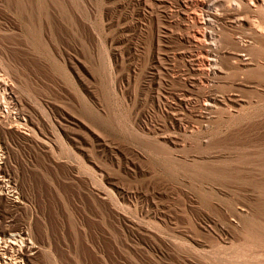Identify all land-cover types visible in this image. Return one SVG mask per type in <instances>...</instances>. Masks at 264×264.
<instances>
[{"label": "rangeland", "instance_id": "1", "mask_svg": "<svg viewBox=\"0 0 264 264\" xmlns=\"http://www.w3.org/2000/svg\"><path fill=\"white\" fill-rule=\"evenodd\" d=\"M118 1L120 3V0H0V68L14 85V90L18 91L15 92L18 98L23 95L21 99L24 102L23 98L27 96L25 106L32 114L26 111L29 115L26 118L36 114L32 117L36 122L31 121L38 127L29 123L32 129L30 135L37 136L35 139L42 138L46 146L49 143L48 147L38 150L39 146L34 142L24 141L29 146L11 134L6 137L9 138L7 142L10 141L8 144L12 145L10 147L17 152L16 156H20L16 157L20 171H25V166L27 168L25 179L28 182L30 179L33 198L28 206L32 208L33 217L39 215L40 220L43 218L41 221L48 233L45 232L48 235H45V240L52 244L60 240V229L64 225L66 227L67 222L73 227H85L81 226L67 200L72 189L67 183L69 181H66L69 176L65 168L71 164V167H88L94 187L99 188L101 182V186L108 184L105 187L111 191L113 204V211L109 215L113 213L114 216L107 224L112 231L109 246L123 255L121 261L104 257L105 263H100L95 257H88L89 254L79 247L83 251L75 252L73 264H89L91 260L90 264H195L196 261V264H264V51L247 53L259 61L258 66L246 70L248 73L225 68L223 60L220 65L225 74L214 78L210 75L203 83L205 86L211 84L212 92L216 91L215 95L220 93L217 96L236 94L235 98L243 101L242 106L225 102L224 105L229 107L223 105V110H201L198 101L206 89L203 86L199 88L200 76L192 72L178 54L188 53L190 49L187 44L177 40L178 36L184 34V28L176 22L172 26L170 24L167 32L160 29L161 33L164 32L161 36L165 35L162 45L167 53H174L177 59L174 58L171 63L164 61L165 70L159 68L160 71L155 73L154 80H160V84L162 82L159 89L162 98L158 101L154 97L156 85L151 84L147 88L146 85L151 83L147 73L153 65L150 56L157 51L155 38L158 32L160 34L158 25L162 26L165 21V10L156 6L150 8L152 6L148 4L153 0H142L134 3V6L130 4L126 10H119ZM179 9L176 4H170L164 16L172 13L173 17L178 16L180 21H186L185 16L178 14ZM120 11H127L129 16L133 14L131 19L122 20L127 27L117 24ZM195 13L200 12L198 9H188L186 17ZM225 33L233 34L229 30ZM237 35L242 37L240 32ZM223 44L217 46L218 51L213 53H222L225 48L235 50V47L232 49L233 46L229 48ZM111 53H119L118 63L112 59ZM191 53L198 52L193 50ZM121 75L130 82L128 86L125 79L120 82ZM183 78H193L191 81L195 83L189 85ZM118 84H123L122 88ZM180 95L181 98H178ZM166 103L171 105L170 108ZM68 117L78 121V124L72 123ZM161 142L167 144V149H162L164 145ZM216 153L219 159L215 158ZM40 165L49 170L42 174L32 171ZM84 202L101 216L102 209L95 198L86 197ZM82 206L86 207L84 204ZM18 212L16 216H25L24 211ZM64 212H69V215ZM117 213L129 217L134 225L131 220L132 224L125 223L127 218H119ZM54 215L63 220L60 217L56 219ZM95 218L90 225H101V218ZM129 224L135 226L134 229L147 230L150 235H144V239L141 230H134ZM132 230L136 231V235ZM172 239L176 240L175 243L178 241L176 246ZM173 248L178 249L179 253ZM51 253L53 258L46 256L45 260L40 257L39 263L46 261L45 264H48L55 258L58 260H54L55 264H71L67 256V260L65 257H60V260L53 250ZM82 257H85V262ZM190 258L194 263H190Z\"/></svg>", "mask_w": 264, "mask_h": 264}, {"label": "bare ground", "instance_id": "2", "mask_svg": "<svg viewBox=\"0 0 264 264\" xmlns=\"http://www.w3.org/2000/svg\"><path fill=\"white\" fill-rule=\"evenodd\" d=\"M142 0H120V3H119V10L120 8H122L121 10H126V8L130 5V4H133L134 6V3H140ZM147 1V0H145ZM149 1V0H148ZM147 1V2H148ZM156 3V5L153 6V3L154 2ZM150 4L148 5H151L152 7L150 8H153V7H157L159 9H162L163 11L168 8V6L170 4H176L178 6V8H180V12H178V14L180 13L181 14V17L182 16H185V20L186 21H180L178 19V16L177 18L176 17H173L172 16V13L171 15L168 13V17L164 16L166 13L165 11L163 12V17H164V23H162V26L161 25H158V29H163V30H166L167 32V27L169 28L170 27V24L172 26V24H174L176 22V24L178 26H182L184 28V34L178 36L177 40L182 42V43H185L188 45V47L190 48L188 50V53L183 52V53H178L180 54L179 56L184 59L186 61V64L187 66L189 67V69L196 73L197 76L199 75L200 76V79H198V85H199V88L201 89L200 86H203L206 91L204 92V89L203 90V94L202 96L200 97V109L201 110H209L210 112L213 110H223L221 106H223L225 104V102H228L232 105H235V106H242V100L240 99H237L235 98L234 95H227L223 97L222 96H217L218 94L220 95V93H218L217 95H215L216 91L213 93L212 92V88H211V84L208 83V85L206 84V86L203 84L204 81H207L209 78H210V75L213 76V78L215 76H220V75H223L225 74L224 72V68H222V66L220 65V62L223 61L225 63V68H228L230 70L234 69V71L238 70V72L240 71H246V70H252L254 67L258 66L257 64H259V61L256 59V57H253L251 56L250 54H247V53H251L252 52H257V51H260V50H263L264 51V0H153ZM117 2V1H116ZM146 2V4H147ZM145 3V2H144ZM143 4V3H142ZM130 7V6H129ZM132 7V6H131ZM147 7V6H146ZM155 7V8H156ZM143 8V7H142ZM145 9V8H144ZM188 9H198L200 13H195L191 16H188L186 17V13H187V10ZM146 10V9H145ZM148 10V9H147ZM153 10V9H152ZM131 11V10H130ZM129 11V12H130ZM149 11V10H148ZM147 11V12H148ZM157 11V10H156ZM168 11V10H167ZM118 12V11H117ZM120 17L117 18V24H121L122 27L126 26V23L123 22L125 20H128V18L131 19L132 15L133 14H126L127 11H120ZM132 12V11H131ZM150 12V11H149ZM125 13V14H124ZM128 13V12H127ZM157 14V13H156ZM177 14V15H178ZM100 17V16H99ZM161 17V16H160ZM175 18V19H173ZM184 19V18H183ZM123 20V21H122ZM130 21V20H129ZM125 24H123V23ZM160 22V21H159ZM129 23V22H128ZM134 23V22H132ZM131 24V23H130ZM129 24V26H130ZM135 24V23H134ZM165 24V26H163ZM220 26L218 27L217 26ZM138 23H136V27H137ZM132 26V24H131ZM120 27V26H119ZM127 27V26H126ZM130 28V27H129ZM143 28V27H141ZM140 28V29H141ZM157 29V30H158ZM169 30V29H168ZM209 30V31H208ZM226 30H229L231 31V35H226V33L224 34V31ZM170 31V30H169ZM183 32V31H182ZM240 32L241 36L242 37H239L237 34ZM162 33H164L162 31ZM161 30H160V34L159 32L156 34V38H155V45L156 46V49L157 51L155 53H151V61L153 62L152 64V68L150 69L148 73V76L150 77L151 79V83L146 85V88L147 86H150L151 84L152 85H156L155 87V91H154V97L156 100L160 101L161 99H159L161 96H160V86L162 87V82L161 84L159 83V81H155L154 80V76H155V73H157V70H159V68L164 69L163 68V62H168V63H171L174 58L177 59L176 55L174 53H167V51H165V49H163L164 45H162V39H164V36H161ZM171 33V32H170ZM166 34V33H165ZM168 35V34H167ZM223 36V37H222ZM237 36V37H236ZM166 38V37H165ZM168 38V37H167ZM179 43V42H178ZM226 44L228 45V47L230 46H233L232 49H234L235 47V50H227L225 47L226 45H224L225 47V50H223L222 53H213L215 52V50H217V46H219L220 44ZM166 46V45H165ZM217 47V48H216ZM229 47V48H230ZM4 49V48H3ZM193 50H195L196 52L198 53H191L193 52ZM218 51V50H217ZM222 51V50H220ZM262 51V52H263ZM122 52V51H121ZM245 53V54H243ZM259 53V52H258ZM28 54V53H27ZM243 54V55H242ZM264 54V53H263ZM123 55V54H121ZM120 55V56H121ZM130 55V54H129ZM136 55V54H135ZM257 55V54H256ZM254 55V56H256ZM259 55V54H258ZM248 56V57H246ZM111 57L112 59L117 62L118 58H119V53H111ZM125 57V56H124ZM134 57V55H133ZM139 57V56H138ZM246 57V58H245ZM180 58V59H181ZM257 58H260V56H258ZM3 59V58H2ZM7 59V58H6ZM123 59V58H122ZM134 60V58H133ZM1 61V60H0ZM4 61V60H3ZM33 62V61H32ZM175 62V61H174ZM261 62V61H260ZM118 63V62H117ZM122 63H123V60H122ZM3 64V63H2ZM29 64V63H28ZM115 64V63H114ZM134 64V63H133ZM136 64V63H135ZM167 64V63H166ZM261 64V63H260ZM132 65V63L130 64ZM171 65H174L171 64ZM170 65V66H171ZM168 66V65H167ZM135 67V66H134ZM166 67V66H164ZM172 67V66H171ZM167 68V67H166ZM261 69V67H258ZM3 69H5V66L3 67ZM131 69V68H130ZM129 69V70H130ZM169 69V68H168ZM172 69V68H170ZM257 69V68H255ZM263 69V68H262ZM261 69V70H262ZM108 70V69H107ZM136 70V69H135ZM165 70V69H164ZM167 70V69H166ZM5 71V70H4ZM15 71V70H14ZM256 72V70H254ZM253 71V72H254ZM6 72V71H5ZM167 72V71H166ZM247 72V71H246ZM251 72V71H250ZM249 72V73H250ZM8 73V72H6ZM5 73V74H6ZM242 73V72H240ZM248 73V72H247ZM160 74V72H159ZM194 74V75H196ZM228 73H226V76H227ZM244 74V73H243ZM257 74V73H256ZM9 75V74H8ZM123 75V74H122ZM121 75V77H122ZM128 75V74H127ZM6 75H4L2 69L0 68V264H40L39 263V260H40V257L44 258L45 260L46 259V256L47 257H50L52 256L53 258V253H51V251L53 250L54 252V255L57 256V257H65L67 256L68 258V262L73 264L72 261H74V257L75 256V252H79L81 251V249L79 250V247H81L82 249H84L89 255L88 257H95L97 260L100 261V263L102 261H104L105 263V260L106 258H111V257H114L116 259H118V261H121L122 259V254L118 251V252H115L113 251V249L109 246V241H110V237L112 236V231H110V229H108V222H109V219L113 216V213H112V216L109 215L113 209H112V202H111V191H109V189H107L106 185L108 184H105V186H101L103 185L102 182H101V185L99 188L97 187H94V185L92 184V180H91V173L89 170L88 167L85 168H82V167H71V164H70V167H66L65 169L67 170V173H68V179L69 180H66V181H69L67 183H69V187L72 189L70 190V195L67 196V199L71 206H72V209L75 213V216H77L78 220L81 221L80 224L81 226L84 225L85 227L84 228H81L79 225L77 227H73L72 225H70V223L67 222V226L65 227L62 226V228L60 229V240L58 239L57 237V241L54 242L53 244L51 242H48L47 240V246H46V240H45V232H46V225H44L42 223L41 220H43V218L40 220L38 217H40L38 215V217H33L32 213H31V209L29 208L28 206V202L29 201H33V198H32V192H31V186L29 184L30 182V179H29V182L26 181L25 177L28 173L27 171V168L25 166V171L21 172L20 171V168L17 164V160H16V157L19 156L17 154V152L15 153V150L14 148H11L12 145L11 144H8V141L7 142V139L9 138H6L8 135L10 136H15V138H19L20 140H23L24 141H28V142H34L37 147H38V150L40 148H46L48 147V145L46 146V143L45 141L42 139V138H36L37 136L34 137V134L33 137L30 135V132H32L31 128L29 127V123H33L31 120H34V123L36 122L35 119H32L33 116L35 115H31L32 112H29L28 109L26 108L27 106V103H25V99L27 96H25L24 99V102L22 101V96H21V100L18 98V96L15 94V92L17 93L18 91H15L14 90V85L8 81L5 77ZM44 76V75H43ZM180 76V75H179ZM187 76V75H185ZM184 76V77H185ZM10 77V76H8ZM7 77V78H8ZM121 77L119 76L120 78V82H124V77ZM130 77V76H129ZM129 77H127V79H129ZM183 77V76H182ZM190 77V75H189ZM192 77V75H191ZM11 79V78H10ZM184 79V78H183ZM186 79V78H185ZM184 79V80H185ZM191 79V78H190ZM193 79V78H192ZM191 79V80H192ZM212 79V78H211ZM12 80V79H11ZM126 80V79H125ZM130 80V79H129ZM128 80V81H129ZM191 80H189L188 78L185 80V82H187L188 84L190 83H195L192 82ZM195 80V79H194ZM215 80V79H214ZM182 81V80H181ZM212 81V80H211ZM210 81V82H211ZM13 82V81H12ZM117 82V81H116ZM127 82V80H126ZM166 82V81H165ZM184 82V83H185ZM197 82V81H196ZM238 82V81H237ZM240 82V81H239ZM14 83V82H13ZM128 83V82H127ZM130 83V82H129ZM129 83L127 84V86L129 85ZM214 83V82H213ZM242 83V81H241ZM15 84V83H14ZM39 84V83H38ZM189 84V85H190ZM238 84V83H237ZM236 84V85H237ZM18 85V84H17ZM185 85V84H184ZM197 85V86H198ZM215 85V84H214ZM244 85V84H243ZM241 85V86H243ZM254 85V84H253ZM40 86V85H39ZM118 86H121L120 84H118ZM123 86V84H122ZM121 86V88H122ZM125 86V85H124ZM193 86V85H191ZM195 86V85H194ZM213 86V85H212ZM245 86V85H244ZM248 86V85H246ZM245 86V87H246ZM259 86V85H258ZM17 87V86H16ZM163 87L164 84H163ZM188 87V86H187ZM120 88V87H119ZM167 88V87H166ZM198 88V87H197ZM239 88V87H238ZM255 88V87H254ZM125 89V88H124ZM123 89V90H124ZM18 90V89H17ZM128 90V89H127ZM165 90V89H164ZM170 91V89H168ZM167 89L165 91H168ZM191 90V89H190ZM199 90V89H197ZM125 91V90H124ZM129 91V90H128ZM176 90H173L172 92H174ZM122 92V91H120ZM177 92V91H176ZM179 92V91H178ZM181 92V91H180ZM22 93V92H21ZM123 93V92H122ZM162 93V92H161ZM168 92H166L167 94ZM170 93V92H169ZM168 93V94H169ZM192 93V92H191ZM223 93V92H222ZM221 93V94H222ZM165 94V95H166ZM173 94V93H171ZM176 93H174V96H177L175 95ZM183 94V93H182ZM16 95V96H15ZM19 95V94H18ZM59 95V94H58ZM132 95V94H131ZM163 95V97L165 96ZM170 96V95H169ZM165 97H168V96H165ZM173 97V96H172ZM238 97V95H237ZM34 98V97H33ZM132 98V97H130ZM162 98V97H161ZM178 98H181V95L180 97ZM134 99V97H133ZM142 99V98H141ZM191 99V98H190ZM243 99V98H242ZM29 100V98H28ZM27 100V101H28ZM181 100V99H180ZM183 100V99H182ZM30 101V100H29ZM37 101V100H36ZM165 101V100H164ZM242 101V102H241ZM245 101V100H244ZM162 102V101H161ZM29 103V102H28ZM32 103V102H31ZM30 103V104H31ZM168 103V102H167ZM166 103V104H167ZM227 103V105H228ZM55 104V103H53ZM180 104V103H179ZM26 105V106H25ZM174 105V104H173ZM177 105V104H175ZM31 106V105H30ZM168 106V104L166 105ZM171 106V105H169ZM168 106V107H169ZM179 106V105H178ZM226 106V105H224ZM223 106V107H224ZM176 107V106H175ZM226 107H229L226 106ZM232 107V106H231ZM31 108V107H30ZM138 108V107H137ZM170 108V107H169ZM199 108V107H198ZM56 109V108H55ZM172 109V108H171ZM169 109V110H171ZM175 109V108H174ZM232 109V108H231ZM35 110V109H34ZM166 110V109H165ZM176 110V109H175ZM200 110V111H201ZM230 110V108H229ZM228 110V111H229ZM28 111L30 114V117H27L26 116H29L27 114ZM197 111V109H196ZM199 111V110H198ZM204 111V112H205ZM219 111H216L219 112ZM35 112V111H34ZM38 111H36L37 113ZM65 112V111H64ZM169 112V111H168ZM177 112V111H176ZM203 112V111H202ZM201 112V114H202ZM203 112V113H204ZM223 112V111H222ZM26 113V114H25ZM170 113H175V112H171ZM180 113V112H179ZM196 113V112H195ZM227 113V112H226ZM40 114V113H39ZM168 114V113H166ZM178 114V112H177ZM181 114V113H180ZM198 114V112L196 113V115ZM200 114V115H201ZM208 114V113H207ZM212 114V113H210ZM215 114V113H214ZM222 114V113H221ZM38 115V114H37ZM172 115V114H171ZM174 115V114H173ZM172 115V116H173ZM179 115V114H178ZM199 115V116H200ZM206 115V113H205ZM227 115V114H226ZM170 116V115H169ZM168 116V117H169ZM176 116V114H175ZM201 116H204V115H201ZM209 116V115H208ZM207 116V117H208ZM180 117V115L178 116ZM215 117V116H214ZM36 118V117H35ZM69 118V117H68ZM74 118V117H72ZM76 118V117H75ZM43 119V118H42ZM65 119V118H64ZM72 123L74 122L76 125L78 124V121L76 120H73L71 118H69ZM140 119V118H139ZM175 119V118H174ZM177 119V118H176ZM199 119V118H198ZM203 119V118H201ZM37 120V119H36ZM171 120L173 121V119L171 118ZM178 120V119H177ZM182 120V119H181ZM205 120V119H204ZM49 121V120H48ZM81 122V121H80ZM43 124V123H42ZM41 124V125H42ZM180 124H181V121H180ZM32 125H36V127H38L37 124H32ZM54 125V124H53ZM61 126V124H59ZM173 126V125H172ZM178 126V125H177ZM181 126V125H180ZM179 126V128H180ZM184 126V125H183ZM88 127V126H87ZM40 128V127H39ZM185 128V127H184ZM183 128V129H184ZM42 129V128H41ZM66 129V128H65ZM187 129V128H186ZM186 129L184 130V132H186ZM34 130V129H33ZM36 132V130H34ZM42 131V130H40ZM54 131V130H53ZM44 133V131H42ZM52 132V131H51ZM69 132V131H68ZM34 133V132H33ZM66 133V132H65ZM74 133V132H73ZM37 134V133H36ZM35 134V135H36ZM41 134V133H40ZM94 134V133H93ZM39 135V134H37ZM45 137H46V134H44ZM78 135H80L78 133ZM166 135V134H165ZM168 136V134H167ZM166 136V137H167ZM169 136L172 137V135L170 134ZM168 136V137H169ZM42 137V136H41ZM99 137V136H98ZM160 137V136H159ZM163 137V136H161ZM165 137V136H164ZM163 137V138H164ZM165 137V138H166ZM167 137V139H168ZM174 137V136H173ZM176 138H178V136H175ZM164 138V139H165ZM11 139V138H10ZM42 139V140H41ZM162 139V138H161ZM171 139V138H169ZM74 140V139H73ZM159 140V139H158ZM157 140V141H158ZM163 140V139H162ZM180 140V139H179ZM176 141V140H175ZM174 141V142H175ZM19 142V141H18ZM26 142L28 145L29 143ZM48 142V141H46ZM51 142V141H50ZM56 142V141H55ZM173 142V141H172ZM171 142V143H172ZM22 143V142H21ZM25 143V142H24ZM25 143V144H26ZM158 143V142H157ZM160 143V142H159ZM163 142H161V145H162ZM177 143V142H175ZM173 143V144H175ZM18 144V143H17ZM20 144V143H19ZM26 144V145H27ZM32 144V143H31ZM34 144V145H35ZM179 144V143H177ZM174 145V146H177ZM16 145V144H15ZM22 145V144H21ZM164 145V143H163ZM162 145V146H163ZM165 145L167 146V144L165 143ZM164 145L163 148H165L166 146ZM181 145V144H180ZM11 146V147H10ZM17 146V145H16ZM30 146V145H29ZM34 147V146H33ZM179 147V146H178ZM18 148V147H17ZM35 148V147H34ZM159 148H161L160 144H159ZM171 148V147H170ZM177 148V147H175ZM22 149V147L20 148ZM26 149V148H25ZM29 149V148H28ZM167 149V147H166ZM18 150V149H17ZM23 150V149H22ZM27 150V149H26ZM31 150V149H30ZM36 150V149H35ZM47 150V149H46ZM49 151L51 149H48ZM164 150V149H163ZM173 150V149H171ZM29 151V150H28ZM44 151V150H42ZM48 151V153H49ZM168 151L169 150V147H168ZM175 151V150H174ZM37 152V150H36ZM50 152H53V151H50ZM172 152V151H171ZM23 153H25V151H23ZM30 153V151L28 152ZM35 153V152H34ZM40 153V152H39ZM55 153V151H54ZM222 153V152H221ZM20 154V152H19ZM22 154V153H21ZM26 154V153H25ZM42 154V153H41ZM47 154V152H46ZM51 154V153H50ZM49 154V156H50ZM199 154V153H198ZM208 154V153H207ZM217 156L215 154V158L217 157L218 158V153H216ZM30 155V154H29ZM53 155V154H51ZM55 155V154H54ZM34 156V155H33ZM46 156V155H45ZM188 156V155H187ZM197 156V155H195ZM206 156V155H205ZM224 156V155H223ZM48 157V156H47ZM53 158V156H51ZM199 157V156H198ZM202 157V156H201ZM200 157V158H201ZM20 158V156H19ZM211 158V157H210ZM18 159V158H17ZM194 159V158H193ZM196 159V158H195ZM199 159V158H198ZM214 159V157H213ZM211 159V160H213ZM54 160V159H52ZM57 160V159H56ZM197 160V159H196ZM216 160V159H215ZM214 160V161H215ZM36 161V160H35ZM206 161H209L206 160ZM32 162V161H31ZM37 162V161H36ZM44 162V161H43ZM46 162V161H45ZM53 162V161H52ZM57 164H58V161H56ZM55 162V163H56ZM195 162V161H194ZM197 162V161H196ZM203 162V161H202ZM222 162V161H221ZM33 163V162H32ZM31 163V164H32ZM66 163V162H65ZM76 163V162H75ZM198 163V162H197ZM200 163V162H199ZM204 163V162H203ZM202 163V164H203ZM49 164V163H48ZM54 164V163H53ZM60 164V162H59ZM58 164V165H59ZM207 164V163H206ZM28 165V164H27ZM38 165V164H37ZM52 165V164H51ZM98 165V164H97ZM32 166V165H31ZM29 166V167H31ZM50 166V165H49ZM57 166V165H56ZM63 166V165H62ZM66 166V165H65ZM82 166V164H81ZM217 166V165H216ZM37 167V166H36ZM55 167V166H54ZM64 167V166H63ZM88 168V170H87ZM52 169V168H50ZM31 171V168L29 169ZM36 171L38 173H43V172H47V170H49L46 166H41L36 169H32V171ZM63 169H60V171H62ZM93 170V174H94V168L92 169ZM55 172H56V169H55ZM63 172V171H62ZM96 172V171H95ZM37 173V174H38ZM52 173V172H51ZM50 173V174H51ZM57 173V172H56ZM65 173V172H64ZM32 174V172H31ZM36 174V173H35ZM55 174V173H54ZM44 175V174H43ZM58 175V174H57ZM66 176V173L64 174ZM63 175V177H64ZM103 175V174H102ZM41 176V175H40ZM48 176V174L46 175ZM45 176V177H46ZM50 176V175H49ZM53 176V175H52ZM55 177V176H54ZM66 177V178H67ZM34 178H35V175H34ZM37 178V177H36ZM44 178V177H43ZM95 178V176H94ZM38 179V178H37ZM40 179V178H39ZM46 179V178H45ZM50 179V178H49ZM33 180V179H32ZM35 180V179H34ZM41 180V179H40ZM36 181V180H35ZM47 181V180H46ZM46 181H45V185H46ZM51 181V180H50ZM64 181V180H63ZM104 181V180H102ZM38 182V181H37ZM49 182V181H48ZM43 183V182H42ZM58 183V182H57ZM95 183V181H94ZM97 183V182H96ZM104 183V182H103ZM38 184V183H37ZM36 184V185H37ZM44 184V183H43ZM35 185V184H34ZM42 187L43 185L40 184ZM44 185V186H45ZM48 185V184H47ZM50 185V183H49ZM63 185V184H62ZM82 186V189H80V187ZM54 187L55 186V183L53 185ZM79 186V187H77ZM96 186V185H95ZM46 187V186H45ZM48 187V186H47ZM68 187V188H69ZM39 188V186H38ZM65 190H66V185L64 186ZM69 188V189H70ZM32 189H33V186H32ZM46 189V188H45ZM48 189V188H47ZM54 190H57L54 188ZM68 190V189H67ZM111 190V189H110ZM33 191V190H32ZM40 191V189H39ZM42 191V190H41ZM48 191V190H47ZM58 192V191H57ZM63 192H65L63 190ZM68 192V191H67ZM49 193V192H47ZM56 193V192H55ZM62 193V192H61ZM60 193V194H61ZM45 194V193H44ZM51 194V193H50ZM57 194V193H56ZM59 194V195H60ZM66 194V193H65ZM43 195V194H42ZM55 195V194H54ZM35 196V195H34ZM56 196V195H55ZM64 196V195H63ZM41 197V195H40ZM39 197V198H40ZM60 197V196H58ZM86 197H93L96 199V201L99 203H97L98 205H100L101 209H102V212H101V216H99V214H97V210L94 211L93 207L91 208V205H87L86 203H90V202H87L86 203L84 202ZM42 198V197H41ZM53 198V196H52ZM56 200H57V197H55ZM50 199V198H49ZM64 199V198H63ZM115 199V198H114ZM35 200V198H34ZM43 200V199H42ZM46 200H47V197H46ZM66 200V201H67ZM38 201V200H37ZM45 201V200H44ZM51 201V199H50ZM60 202V198L58 200ZM113 201V200H112ZM40 202H43V201H40ZM48 202V201H47ZM57 202L58 204L61 205V203ZM68 202V203H69ZM115 202V200L113 201ZM50 203V202H49ZM53 203V202H52ZM55 203V202H54ZM56 203V204H57ZM63 203V202H62ZM32 204V203H30ZM29 204V205H30ZM64 204V203H63ZM86 205L85 206H82V205ZM92 204V203H91ZM34 206V204H32ZM36 205V203H35ZM40 205V204H39ZM55 205V204H53ZM48 206V205H47ZM51 206V205H50ZM49 206V207H50ZM35 207V206H34ZM42 207V206H41ZM53 207V206H52ZM51 207V208H52ZM58 207V206H56ZM65 206H63L64 208ZM85 207V209H84ZM115 207H116V204H115ZM40 208V207H39ZM55 208V207H54ZM35 209V208H34ZM44 209V207H43ZM42 209V210H43ZM50 209V208H49ZM55 210V209H54ZM53 210V211H54ZM64 210V209H63ZM86 210V212L84 211ZM116 210V209H115ZM18 211H24V214L25 215L24 217H20V216H16V214H18L19 212ZM69 211V209H68ZM117 211V210H116ZM119 211V210H118ZM242 211V210H241ZM18 212V213H17ZM35 212L36 209H35ZM55 212V211H54ZM57 212V211H56ZM99 212V210H98ZM121 212V211H120ZM41 213V212H40ZM50 213V211H49ZM48 213V214H49ZM59 214V212H57ZM64 213H67V212H64ZM73 213V212H72ZM115 213V212H114ZM28 214V215H27ZM37 214V213H36ZM44 214V213H43ZM42 214V215H43ZM53 214V213H52ZM69 215V212L67 213ZM125 214V213H124ZM19 215V214H18ZM22 215V214H21ZM56 215V214H55ZM54 215V216H55ZM63 215V214H62ZM61 215V216H62ZM117 215H119V218L120 216H125L126 215H120L119 213H117ZM44 216V215H43ZM50 216V215H49ZM53 216V215H52ZM57 216V215H56ZM55 216V218H56ZM60 216H58L57 218H59ZM63 217V216H62ZM71 217V215H70ZM69 217V218H70ZM73 217V216H72ZM71 217V218H72ZM95 217H100L101 218V225L99 226H92L90 225L91 224V220H94L96 219ZM114 217V216H113ZM125 217H121L123 219H125ZM45 218V216H44ZM56 218V219H57ZM118 218V217H117ZM127 218V217H126ZM129 218V217H128ZM127 218V219H128ZM155 218V217H154ZM55 219V220H56ZM60 219H62L60 217ZM73 219V218H72ZM70 219V220H72ZM122 219V220H123ZM124 220V222H130L131 219H128V221ZM160 219V218H159ZM63 220V219H62ZM68 221V219H66ZM111 220V219H110ZM142 220V219H141ZM162 220V219H161ZM59 221V220H58ZM77 221V220H76ZM95 221V220H94ZM132 221V220H131ZM171 221V220H170ZM60 222V221H59ZM133 222V221H132ZM162 222V221H161ZM64 223V222H63ZM73 223V222H71ZM77 223V222H76ZM76 223H73L76 224ZM98 223V222H97ZM131 223V222H130ZM49 224V223H48ZM78 224V223H77ZM94 224V223H93ZM110 224V222H109ZM132 224V223H131ZM138 224V222L136 223ZM57 225V224H56ZM113 225V224H112ZM126 225V224H125ZM130 225V224H129ZM133 225H134V222H133ZM54 226V225H53ZM58 226V225H57ZM76 226V225H75ZM128 226V225H127ZM132 227V225H130ZM111 227V226H110ZM129 227V226H128ZM135 227V226H133ZM132 227V228H133ZM143 227V226H141ZM46 228V229H44ZM131 228V229H132ZM52 229V228H51ZM50 229V230H51ZM134 229V228H133ZM136 230L138 228H135ZM134 229V230H135ZM146 229V228H144ZM120 230V229H119ZM138 230H141L140 228ZM137 230V231H138ZM48 231V230H47ZM133 231V230H132ZM149 231V230H148ZM184 231V230H183ZM134 232V231H133ZM136 232V231H135ZM134 232V233H135ZM143 232V233H142ZM151 232V231H150ZM153 234L155 235L154 231H152ZM47 233V232H46ZM56 233V232H55ZM118 233V232H117ZM140 233V231H139ZM138 233V234H139ZM48 234V233H47ZM116 234V233H115ZM140 234H143L142 237L144 238V235H150L149 232H147V230H141V233ZM136 235V233H135ZM186 235V234H184ZM48 237V235H46ZM152 236V235H151ZM149 236V237H151ZM50 237V236H49ZM54 238V236H52ZM120 237V236H119ZM141 237V238H142ZM148 237V236H147ZM148 237V238H149ZM191 237V236H190ZM156 237H153V239H155ZM158 238V237H157ZM162 238V237H161ZM56 239V238H55ZM54 239V240H55ZM124 239V238H123ZM138 239V238H137ZM145 239V238H144ZM147 239V238H146ZM152 239V238H150ZM50 240H52L50 238ZM156 240V239H155ZM164 240V239H163ZM173 240V239H172ZM172 240H168L170 242H172ZM153 241V240H152ZM166 241V240H165ZM164 241V242H165ZM176 241V240H175ZM175 241L173 240V243H175ZM112 242V241H111ZM154 242V241H153ZM178 242V241H177ZM176 242V243H177ZM115 243V242H114ZM176 243L174 246H176ZM152 244V243H151ZM155 244V243H154ZM165 244V243H164ZM178 244V243H177ZM126 245V244H125ZM166 245V244H165ZM169 245V244H168ZM172 245V243H171ZM183 245V244H182ZM181 246V245H180ZM48 249H47V248ZM77 247H78V250H77ZM153 247V245H152ZM163 247V246H162ZM173 247V245L171 246ZM178 248L179 245H177ZM46 248V249H45ZM111 248V249H110ZM52 249V250H51ZM115 249V248H114ZM164 249V248H163ZM175 250V252L179 253V251L176 250V248H173ZM181 250V249H180ZM83 251V250H82ZM81 251V252H82ZM84 251V253H85ZM157 251V250H156ZM170 251V250H169ZM173 252V251H172ZM112 253V254H111ZM177 253V254H178ZM184 251H183V255H184ZM169 254V253H168ZM77 255H79L77 253ZM82 255V253L80 254ZM122 255V256H121ZM191 255V254H190ZM201 255V254H200ZM54 256V257H55ZM85 256V254H84ZM180 256V255H179ZM78 257V256H77ZM87 257V256H86ZM106 257V258H104ZM188 257V256H187ZM186 257V258H187ZM66 258V260H67ZM79 258V257H78ZM85 258V257H84ZM84 258L82 257L81 259H83L84 261ZM189 258V257H188ZM195 258V256H194ZM49 259V258H48ZM91 259V258H90ZM89 259V260H90ZM105 259V260H104ZM108 259V260H109ZM193 259V258H192ZM191 258H190V263L191 261H193ZM198 259V257L196 258V260ZM50 260V259H49ZM55 260V258H54ZM54 260L52 262H54ZM61 260V258H60ZM59 260V261H60ZM95 260V259H94ZM124 260V259H123ZM179 260V259H178ZM188 260V259H187ZM195 260V259H194ZM41 261H43L41 259ZM40 261V262H41ZM56 261V260H55ZM78 261V260H77ZM87 261V260H86ZM182 261V260H181ZM199 261H200V258H199ZM46 262V261H45ZM44 262V264H45ZM50 261H48V264L52 263ZM58 262V260L56 261ZM61 262V261H60ZM76 262V261H75ZM85 262V261H84ZM90 262V261H89ZM92 262V260H91ZM90 262V263H91ZM115 262V261H114ZM87 263V262H86ZM89 263V264H90ZM99 263V262H97ZM99 263V264H100ZM102 263V264H104ZM122 263V262H121ZM194 263V261H193ZM197 263V261L195 262V264ZM55 264V262H54ZM59 264V263H58ZM61 264V263H60ZM65 264V263H64ZM76 264V263H75ZM84 264V263H83ZM183 264V263H182ZM187 264V263H186Z\"/></svg>", "mask_w": 264, "mask_h": 264}]
</instances>
